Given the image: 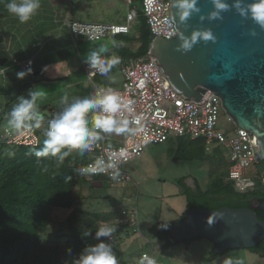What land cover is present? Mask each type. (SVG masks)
I'll use <instances>...</instances> for the list:
<instances>
[{
  "label": "built area",
  "instance_id": "1",
  "mask_svg": "<svg viewBox=\"0 0 264 264\" xmlns=\"http://www.w3.org/2000/svg\"><path fill=\"white\" fill-rule=\"evenodd\" d=\"M136 1H141L142 11L134 7L128 8L125 21L122 23L68 19L66 24L74 41L100 40L113 35L114 32L115 35L129 34L140 14L145 16L154 37L177 36L179 31L172 18V0H126L128 5ZM33 63L30 59L25 66L31 68ZM87 72L91 77L98 73L90 67L87 68ZM122 74L124 78L122 87L111 89L131 102L133 112H125V118L130 121L139 118V124L129 125L130 128L138 130L121 135L102 134L103 138L94 145L92 151L86 153L87 157L81 156L83 162L80 164V168H83L95 164L97 160L108 163L115 159L120 172L119 178L116 181L111 180L109 170V173L78 174L80 179L104 177L115 184L132 182L134 178L124 165L131 159L141 156L148 145L165 143L174 137H188L193 140L204 139L207 153H212L216 149H227V154L230 155L229 178L234 181L239 191L244 192L256 187V180L250 178L252 175L258 176L264 186V165L262 171L258 167L264 160L260 156L256 134L234 121L225 109L222 97L214 90L206 88L200 101L178 93L162 72L157 58L151 51L144 56L132 57L123 65ZM101 89L107 88L95 86V93ZM222 113L225 115L224 118ZM55 114L42 122L40 128L12 132L6 127L3 131L0 130V140L7 145L38 146L45 138L42 133L47 126V120ZM117 223L128 224L131 228L140 230L138 207L123 208L118 214ZM113 239L112 236L111 240ZM145 255L159 264L154 252L149 251H142L134 264H141Z\"/></svg>",
  "mask_w": 264,
  "mask_h": 264
},
{
  "label": "water",
  "instance_id": "2",
  "mask_svg": "<svg viewBox=\"0 0 264 264\" xmlns=\"http://www.w3.org/2000/svg\"><path fill=\"white\" fill-rule=\"evenodd\" d=\"M225 2L229 10L222 12L221 18H208L215 10L212 0H197L200 12L181 21L176 0H172L178 33L190 36L194 30H210L215 40L200 39L190 51L182 52L177 50L178 34L171 38L158 36L150 51L178 93L196 101L202 100L206 88L220 95L234 121L256 134L264 160V28L241 16L232 7L234 0ZM253 30L256 35L251 34ZM4 61L0 58V65ZM190 187L196 189V182ZM258 206L264 210V200ZM169 234L178 243L197 237L211 241L210 261L229 250L256 247L264 240V220L254 207H195L185 213L184 220L169 227Z\"/></svg>",
  "mask_w": 264,
  "mask_h": 264
},
{
  "label": "rangeland",
  "instance_id": "3",
  "mask_svg": "<svg viewBox=\"0 0 264 264\" xmlns=\"http://www.w3.org/2000/svg\"><path fill=\"white\" fill-rule=\"evenodd\" d=\"M130 7L142 11L141 1L128 5L125 0V3L120 5L117 16L106 17L103 22H111V19L123 22ZM83 9V6L75 7L72 10V17L81 15ZM141 26L142 17L140 16L134 24V31L141 30ZM83 44L80 43V47ZM123 80L121 70H115L101 85L102 87L120 89ZM47 84V81L41 79L34 87L42 86L41 90L47 94L49 90ZM41 100H46V97ZM49 112L48 110L46 113L49 114ZM224 116L222 113V118ZM6 127L9 126L7 121H4L0 125V130L3 131ZM9 129L16 132L11 127ZM181 143H183L182 150L178 149ZM11 146L0 140V149L4 154L13 151ZM204 146V139L189 142L188 137H180V139L174 137L165 143L150 144L141 156L131 159L124 165V168L134 178L132 182L115 184L104 177L79 179L75 188L76 199L73 208H51L50 223L41 230L43 245L53 251L56 248L58 252L71 251L69 250L70 246L66 243L68 240L66 234L69 232L68 216L74 208L89 212L90 215L87 214L83 217L93 222L97 229L101 224H108L116 228L118 214L123 208L138 207L140 230L130 228V233L127 231L114 232L112 234L114 239L110 241L108 238H101L112 244L120 264H134L138 261L142 251L154 252L160 264L159 259L167 260L168 255L165 258L162 256L165 250H170L169 254L174 258L171 264H184L185 261L191 260L189 258L191 254L193 257H197V253L203 254L199 251L210 250L212 248L211 241L203 238L196 239L190 248L185 242L176 243L171 248H166L159 238L150 235L148 231V228L158 221H175L183 215L185 197L179 194L183 188L182 178H186L192 184L190 177H195L199 180L202 189L207 190L216 177L226 172L230 155L227 154L225 148L224 150H214L211 153L213 159L210 161L193 158V148L196 147L198 151H204ZM75 154L80 156L76 152ZM83 156L87 157V154L85 153ZM263 165L264 161L258 166L260 171H262ZM250 178L257 180L258 176L252 175ZM87 233H91L86 236L89 242H98L95 239V231L88 230ZM236 250H231L232 253L225 255L224 253L220 254L219 257L216 256L219 258H216L218 264H229V261L231 264H237V261H242V264H264V255L257 254L255 256L253 255L256 254L254 251L247 249ZM80 254L81 252L76 250V259Z\"/></svg>",
  "mask_w": 264,
  "mask_h": 264
},
{
  "label": "trees",
  "instance_id": "4",
  "mask_svg": "<svg viewBox=\"0 0 264 264\" xmlns=\"http://www.w3.org/2000/svg\"><path fill=\"white\" fill-rule=\"evenodd\" d=\"M8 2L9 0H0V16L6 12L5 5ZM140 16L144 29V35L140 37L143 45L132 57L146 55L155 38L145 16ZM188 140L194 142L198 139ZM42 143L38 146L12 145L13 151L3 153L0 158V264H74L76 250L82 252L87 245L94 244L84 235L88 230L96 231L93 222L83 217L90 215L89 212L74 208L68 216L69 232L66 234V243L71 251L58 252L57 248L53 251L43 245L41 230L50 223L51 208L71 209L74 206L75 188L80 179L76 170L80 168L83 160L73 152L62 164L52 157L41 158V163L37 164L31 149L42 146ZM182 148L183 143L178 149ZM212 156L206 152L205 147L204 151L193 148V158L210 161ZM45 165L47 172L41 171ZM228 173L229 165L226 172L216 177L207 190H203L198 182L196 189H193L184 182L186 178H182L188 200L187 210L195 207H254L259 218L264 220V210L258 206L264 200V186L260 180H256L255 188L242 192L235 187ZM184 218L185 213L175 221H158L148 228L149 234L159 238L168 248L178 243L170 236L169 227ZM163 224L168 227H161ZM116 225L115 232L130 233L131 227L128 224ZM196 239L202 237L185 243L189 244ZM251 251L264 252V240Z\"/></svg>",
  "mask_w": 264,
  "mask_h": 264
},
{
  "label": "crops",
  "instance_id": "5",
  "mask_svg": "<svg viewBox=\"0 0 264 264\" xmlns=\"http://www.w3.org/2000/svg\"><path fill=\"white\" fill-rule=\"evenodd\" d=\"M123 3L125 0H40V8L33 18L24 24L5 9L6 12L0 16V58L5 59L0 65V125L7 121V114L17 103L18 97L27 95L28 90L34 88L41 79L47 81L49 87L45 96L46 100L38 102L39 111L46 120L51 115L62 111L64 105H61L59 101L65 93L69 97V103L76 97L94 95L95 86L102 87L101 84L107 81L112 72L121 70L122 73L123 65L143 45L140 41V37L144 35L142 26L141 30L136 32L133 26L129 34L111 35L95 41L82 39L75 42L66 21L70 19L103 22L106 17L117 16L120 5ZM79 6H83V13L72 17V10ZM111 20V22L122 23ZM113 39L120 45L119 47L112 44ZM80 43L84 44L80 47ZM101 47L108 49L107 52L102 53L104 59L110 60L117 57L120 62L111 67L107 75L98 72L91 77L87 72L89 65L85 63V58L89 52L98 51ZM30 59L34 62L31 73L24 79H19L17 73L28 69L25 63ZM48 110L49 114L46 113ZM2 155L3 151L0 149V158ZM190 178L192 182L200 184L197 178ZM184 182L188 186L191 185V182L186 179ZM182 186L179 194L185 197V207L182 211L184 214L188 211V200L184 184ZM194 241L187 244L189 248ZM211 244L210 250L199 251L203 254L197 253V257L191 254L189 257L191 260L185 261L184 264H218L216 258L219 256L207 261L213 249V243ZM169 251H164L162 256L165 258L168 255L167 260L159 259L160 264L167 262L171 264L174 260ZM232 252L229 250L224 255ZM254 253H256L253 254L255 256L260 255L255 251Z\"/></svg>",
  "mask_w": 264,
  "mask_h": 264
},
{
  "label": "clouds",
  "instance_id": "6",
  "mask_svg": "<svg viewBox=\"0 0 264 264\" xmlns=\"http://www.w3.org/2000/svg\"><path fill=\"white\" fill-rule=\"evenodd\" d=\"M214 11L209 14V19L221 18V13L229 10V5L225 0H212ZM176 6L181 21H186L193 13L200 12L197 0H176ZM9 14L13 15L22 24L29 22L40 8V0H9L5 5ZM241 16L251 18L257 25L264 28V0H234L232 5ZM203 19V17H201ZM256 35L255 30L251 32ZM115 35V32L113 33ZM180 43L177 50L182 52L190 51L193 46L203 39L205 42L215 40V36L210 30H194L192 34L185 35L178 33ZM112 44L119 47L113 39ZM105 47L98 51H91L86 55L85 63L90 68L102 75H107L110 68L117 65L119 58L113 57L106 60L102 53L107 52ZM32 71L28 68L19 71L17 77L24 79ZM42 86L30 88L27 95H20L17 103L12 106L7 114L8 126L16 131L22 129L40 128L45 116L39 111L38 100L45 97ZM65 93L59 103L64 105L62 111L47 120V126L43 129L45 137L40 147H33L31 154L36 157L37 164L41 163V158L52 157L61 164L73 152L83 156L93 150L94 145L100 141L102 134H128L134 133L138 129L130 128V123L139 124V118L130 121L125 118V112L132 113L133 108L130 101H126L117 91L107 88L98 90L94 95L76 97L71 103ZM91 114V115H90ZM122 154V153H121ZM109 170L111 172L109 173ZM41 171L47 172L45 165ZM79 175L94 173H109L110 179L118 180L120 172L117 162L111 159L108 163L97 160L95 164L88 165L76 170ZM71 179V177H69ZM167 228V224L161 225ZM116 229L108 224H101L95 231L97 243L87 245L74 264H120L116 253L110 242H105L102 237L111 240ZM91 233L84 234L85 236ZM141 264H156L154 259L147 255L143 257ZM231 264V261H229ZM242 264V261H237Z\"/></svg>",
  "mask_w": 264,
  "mask_h": 264
},
{
  "label": "flooded vegetation",
  "instance_id": "7",
  "mask_svg": "<svg viewBox=\"0 0 264 264\" xmlns=\"http://www.w3.org/2000/svg\"><path fill=\"white\" fill-rule=\"evenodd\" d=\"M249 250H251V249H249ZM260 253L264 254V252H263V251H261Z\"/></svg>",
  "mask_w": 264,
  "mask_h": 264
}]
</instances>
